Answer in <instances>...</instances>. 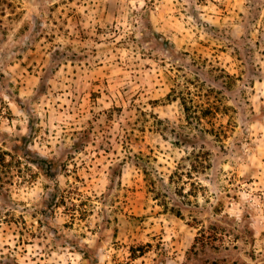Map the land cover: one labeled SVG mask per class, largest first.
<instances>
[{
    "label": "rangeland",
    "instance_id": "1",
    "mask_svg": "<svg viewBox=\"0 0 264 264\" xmlns=\"http://www.w3.org/2000/svg\"><path fill=\"white\" fill-rule=\"evenodd\" d=\"M0 264H264V0H0Z\"/></svg>",
    "mask_w": 264,
    "mask_h": 264
},
{
    "label": "trees",
    "instance_id": "2",
    "mask_svg": "<svg viewBox=\"0 0 264 264\" xmlns=\"http://www.w3.org/2000/svg\"><path fill=\"white\" fill-rule=\"evenodd\" d=\"M185 97H183V104H184V106H185V109H186V111H187V114H188V120L189 121H191V122H193L192 120L193 119H196L197 120V122L199 123V125H200V129L202 130V131H206L207 129L205 128V126L203 125V119L209 114V113H211L212 112V109H213V106H209V107H202V106H195V108L194 109H192V106L191 105H188V102L184 99ZM193 118V119H192ZM200 123H202V124H200ZM145 172L148 174L149 173V170L147 169V168H145ZM164 204H165V207L167 208V209H170V207H169V203H165L164 202ZM171 210H174L175 211V209H173V208H171ZM176 212H178V214H180L181 213V211L179 210V211H177L176 210Z\"/></svg>",
    "mask_w": 264,
    "mask_h": 264
}]
</instances>
